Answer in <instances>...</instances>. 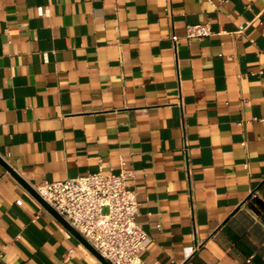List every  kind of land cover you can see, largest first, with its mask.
I'll return each mask as SVG.
<instances>
[{
	"label": "crops",
	"instance_id": "obj_1",
	"mask_svg": "<svg viewBox=\"0 0 264 264\" xmlns=\"http://www.w3.org/2000/svg\"><path fill=\"white\" fill-rule=\"evenodd\" d=\"M0 157L132 171L144 264H264V0H0ZM0 264L102 263L0 164Z\"/></svg>",
	"mask_w": 264,
	"mask_h": 264
},
{
	"label": "built area",
	"instance_id": "obj_2",
	"mask_svg": "<svg viewBox=\"0 0 264 264\" xmlns=\"http://www.w3.org/2000/svg\"><path fill=\"white\" fill-rule=\"evenodd\" d=\"M185 38L207 37L209 23L187 24ZM176 42L178 36L171 34ZM132 171L103 172L43 181L35 190L110 264H144L147 232L137 221L139 203L130 188ZM37 218V215L35 216Z\"/></svg>",
	"mask_w": 264,
	"mask_h": 264
},
{
	"label": "water",
	"instance_id": "obj_3",
	"mask_svg": "<svg viewBox=\"0 0 264 264\" xmlns=\"http://www.w3.org/2000/svg\"><path fill=\"white\" fill-rule=\"evenodd\" d=\"M0 164L7 169L31 194L32 196L46 209L48 210L77 240H79L85 248L92 253L102 264H110L102 255L91 245L89 244L74 228H72L64 218L58 214L53 207L48 204L38 192L31 187L26 181H24L19 174H17L1 157Z\"/></svg>",
	"mask_w": 264,
	"mask_h": 264
}]
</instances>
